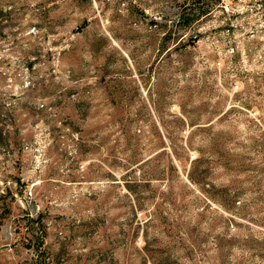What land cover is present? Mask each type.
<instances>
[{"label": "rangeland", "instance_id": "rangeland-1", "mask_svg": "<svg viewBox=\"0 0 264 264\" xmlns=\"http://www.w3.org/2000/svg\"><path fill=\"white\" fill-rule=\"evenodd\" d=\"M0 264H264V0H0Z\"/></svg>", "mask_w": 264, "mask_h": 264}, {"label": "trees", "instance_id": "trees-1", "mask_svg": "<svg viewBox=\"0 0 264 264\" xmlns=\"http://www.w3.org/2000/svg\"><path fill=\"white\" fill-rule=\"evenodd\" d=\"M41 221V216L38 215V217L34 218H30L28 216L27 218V225H29L30 228L33 229L34 227V223L40 224ZM44 232L40 231L38 233H36L35 235H33L32 240L30 241V243L32 244L33 248L36 251V255L39 256H43L42 260L45 261V250L43 249V237H44Z\"/></svg>", "mask_w": 264, "mask_h": 264}]
</instances>
